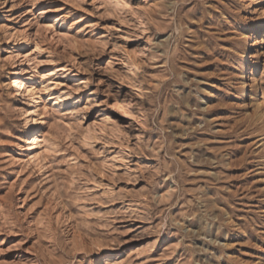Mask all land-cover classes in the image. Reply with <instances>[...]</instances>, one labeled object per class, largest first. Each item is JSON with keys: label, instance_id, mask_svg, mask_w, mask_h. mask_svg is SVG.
Instances as JSON below:
<instances>
[{"label": "rangeland", "instance_id": "374dc122", "mask_svg": "<svg viewBox=\"0 0 264 264\" xmlns=\"http://www.w3.org/2000/svg\"><path fill=\"white\" fill-rule=\"evenodd\" d=\"M0 264H264V0H0Z\"/></svg>", "mask_w": 264, "mask_h": 264}, {"label": "bare ground", "instance_id": "6f19581e", "mask_svg": "<svg viewBox=\"0 0 264 264\" xmlns=\"http://www.w3.org/2000/svg\"><path fill=\"white\" fill-rule=\"evenodd\" d=\"M224 15H225V13H224ZM248 68L247 67H245V70H244V72H243V74L240 76L241 77V79H242V84H243V87H244V90H243V95H242V97H240L239 99H240V103H242V102H245L247 99H248V97H249V90H248V76H249V74H248V70H247ZM21 74H23V71H21V72H19V75H21ZM31 77L28 79L29 81H31ZM25 83L24 82H21L20 83V87H19V89H18V94L16 95V97L18 98V103H17V105H19V104H22L23 103V101L25 100V96H26V94H27V92H26V90L24 89L25 88ZM24 86V87H23ZM34 101H37V100H35L34 99ZM32 113V112H31ZM35 147V145L34 144H31V149L32 148H34ZM195 158V157H194ZM198 162V161H197ZM240 223V222H239ZM240 234V233H239Z\"/></svg>", "mask_w": 264, "mask_h": 264}]
</instances>
